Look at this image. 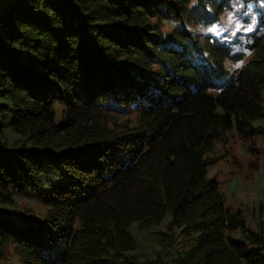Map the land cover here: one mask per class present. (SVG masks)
Listing matches in <instances>:
<instances>
[{"label": "trees", "instance_id": "obj_1", "mask_svg": "<svg viewBox=\"0 0 264 264\" xmlns=\"http://www.w3.org/2000/svg\"><path fill=\"white\" fill-rule=\"evenodd\" d=\"M232 128L264 134V0H0V264H264L206 175Z\"/></svg>", "mask_w": 264, "mask_h": 264}, {"label": "rangeland", "instance_id": "obj_2", "mask_svg": "<svg viewBox=\"0 0 264 264\" xmlns=\"http://www.w3.org/2000/svg\"><path fill=\"white\" fill-rule=\"evenodd\" d=\"M244 17L239 12H227L224 22L213 25L211 32L218 37L224 32L233 36L239 27L247 26ZM204 158L208 159L206 175L217 182L224 207L239 213L246 227L261 232L264 240V134L254 133L246 139L234 128L229 129ZM135 239L140 242L143 258H155L158 248L153 249L145 239Z\"/></svg>", "mask_w": 264, "mask_h": 264}]
</instances>
